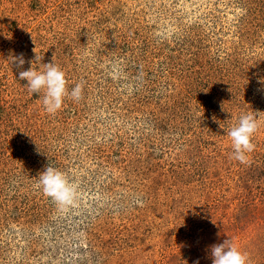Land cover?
Listing matches in <instances>:
<instances>
[{"label":"rangeland","instance_id":"rangeland-1","mask_svg":"<svg viewBox=\"0 0 264 264\" xmlns=\"http://www.w3.org/2000/svg\"><path fill=\"white\" fill-rule=\"evenodd\" d=\"M33 50L79 100L45 111L17 77ZM260 77L264 0H0V264H212L227 238L264 264ZM242 113L246 163L220 127Z\"/></svg>","mask_w":264,"mask_h":264},{"label":"clouds","instance_id":"clouds-1","mask_svg":"<svg viewBox=\"0 0 264 264\" xmlns=\"http://www.w3.org/2000/svg\"><path fill=\"white\" fill-rule=\"evenodd\" d=\"M42 60L43 57L36 53L35 57L28 61L30 67L19 71L17 77L26 83L30 93H42V105L45 111L55 113L61 108L66 96H70L73 100H79L82 86L76 84L69 92L66 87L64 71L56 65L53 59L47 63H43ZM11 62L17 68H22L26 61L21 53L18 56H13ZM34 64L39 66V70L34 67ZM258 84L264 87V77L258 78ZM220 127L231 140L232 158L240 163H246L247 153L254 148L251 139L258 128L256 117L252 113H242L238 121L231 127L223 128L222 125ZM39 184L43 192L59 205L69 204L75 197V188L66 175L51 165H47L39 173ZM208 255L212 264H247L245 253L229 238L221 243L210 245ZM195 264H199V262L197 261Z\"/></svg>","mask_w":264,"mask_h":264}]
</instances>
